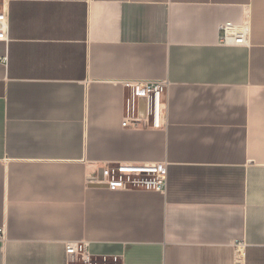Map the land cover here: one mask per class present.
<instances>
[{
    "label": "crops",
    "instance_id": "0c3cea01",
    "mask_svg": "<svg viewBox=\"0 0 264 264\" xmlns=\"http://www.w3.org/2000/svg\"><path fill=\"white\" fill-rule=\"evenodd\" d=\"M3 10L0 264H264V0ZM226 23L244 44L223 43ZM147 81L168 83L163 126H124L123 84ZM158 163L165 193L98 183Z\"/></svg>",
    "mask_w": 264,
    "mask_h": 264
},
{
    "label": "built area",
    "instance_id": "2783aa9c",
    "mask_svg": "<svg viewBox=\"0 0 264 264\" xmlns=\"http://www.w3.org/2000/svg\"><path fill=\"white\" fill-rule=\"evenodd\" d=\"M8 13L0 11V40L8 39ZM224 33L223 43L244 44L245 35L232 23L221 26ZM6 60V59H5ZM124 87L129 91L127 100L129 115L123 125L141 124L147 128L163 126V99L167 92L168 83L164 81L125 82ZM145 101L144 114L141 103ZM167 163L158 164H115L101 170L98 179L100 185L112 190H129L141 188L149 191L165 193L167 189ZM67 254L74 259L77 255L89 257L88 244H69Z\"/></svg>",
    "mask_w": 264,
    "mask_h": 264
},
{
    "label": "rangeland",
    "instance_id": "374dc122",
    "mask_svg": "<svg viewBox=\"0 0 264 264\" xmlns=\"http://www.w3.org/2000/svg\"><path fill=\"white\" fill-rule=\"evenodd\" d=\"M0 4H1V0H0Z\"/></svg>",
    "mask_w": 264,
    "mask_h": 264
},
{
    "label": "water",
    "instance_id": "95a60500",
    "mask_svg": "<svg viewBox=\"0 0 264 264\" xmlns=\"http://www.w3.org/2000/svg\"><path fill=\"white\" fill-rule=\"evenodd\" d=\"M142 102H145V101H142Z\"/></svg>",
    "mask_w": 264,
    "mask_h": 264
}]
</instances>
